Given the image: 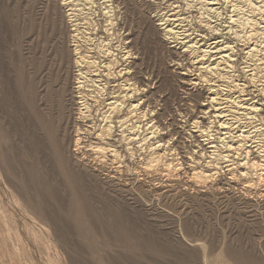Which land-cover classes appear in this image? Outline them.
Here are the masks:
<instances>
[{
	"label": "rangeland",
	"instance_id": "obj_1",
	"mask_svg": "<svg viewBox=\"0 0 264 264\" xmlns=\"http://www.w3.org/2000/svg\"><path fill=\"white\" fill-rule=\"evenodd\" d=\"M214 1L210 10L207 0H0V264H264V172L250 165L251 154L231 153L234 163L215 156L209 176L185 184L174 150L162 159L145 151L144 180L125 185L108 177L114 164L74 145L73 44L109 74L89 103L115 121L128 117V101L141 102L128 122L140 125L139 141L150 120L168 122V145L202 171L205 157L183 114L201 115L205 94L220 84L238 85L258 108L233 123L231 139L264 147V0ZM215 39L233 46L232 60L199 72L197 51ZM113 80L114 112L104 108ZM203 115L202 126L219 137L211 112ZM169 122L181 126L179 137ZM87 123L108 125L101 114ZM137 144L130 151L139 153ZM167 174L175 185L165 190L157 182Z\"/></svg>",
	"mask_w": 264,
	"mask_h": 264
},
{
	"label": "bare ground",
	"instance_id": "obj_2",
	"mask_svg": "<svg viewBox=\"0 0 264 264\" xmlns=\"http://www.w3.org/2000/svg\"><path fill=\"white\" fill-rule=\"evenodd\" d=\"M206 4L208 5V7H210L209 9L211 10L213 9L214 5L217 3H215L214 0H207ZM171 16L174 15H170V14L167 15L168 18L165 17L166 20H168L169 17ZM173 21L179 22L180 20L178 18H175L173 19ZM231 21L237 22L238 19L230 18V22ZM254 33L255 32L251 30L242 37L245 40L249 41V39L254 36ZM184 35L185 37L189 36V34L187 33H185ZM78 46L79 45H74V44L71 45L72 54H73L72 65H73L74 85L71 87L70 95H71L72 103L79 105L78 108L73 110L74 114H76V117L74 118V125L76 127L74 133V142H75L74 145L78 149H81L83 147L90 149L94 154H96V156H94L91 159L98 158L100 159L99 161H103L106 163L110 162L111 164H114L115 169H111L110 171L111 175L108 176L111 180L121 181L124 179L125 185H129L135 181L136 182L143 181L144 172L147 170V166L144 165V160L141 153L145 151L151 152L155 150H157L156 152L157 154L155 158H161V159L162 157H165L167 150H174L176 152L177 158L179 157L177 165L179 166L178 170L180 173H178V178L182 179V181L185 184L186 183L190 184V180L195 177L209 176L213 170L212 162L215 156H221V158L216 157L217 160H221V161L224 160L225 162L228 163H234L233 158H229V157L231 153L236 152L238 150L239 151L241 150L245 154L252 155V157L249 159L250 165L253 166L254 168H257V170L261 172L259 176L261 177L263 176V172H264L263 145L262 144L246 145L247 143L238 144L234 142L230 137V133L233 131V123H236V121L240 118H244V117L250 118L258 110L255 104L250 101L251 98L241 96L242 88H240L238 85H233L232 88L226 87L224 88L226 89L225 91L224 89H222L223 88L222 85L214 84V86L217 89L213 90V87H210L209 91L205 94L204 100L206 101V103L203 104L205 106L200 108L201 115L197 117L194 116L192 117L191 115H187L185 113L183 114L184 123L187 125L188 130L191 133L193 143L198 148V150L201 151V155L205 157L204 159L205 163L202 165V171H196L194 168H192V165L189 163L192 160V157L191 158L186 157L184 155V152L180 148L175 146V144H173L172 146L168 145L167 136L171 137L172 135L170 132L164 131L166 130V126L168 125V122L167 125H165V123H161L160 121L157 120L153 121V119L150 120L148 125L144 128L145 132L143 134L142 139L139 141L141 132L137 128H140V125L135 126V125H131L128 122L135 114V111H137L136 109L138 108V106H140L141 102L140 103L137 102L138 104H136L134 103V101H128L127 104L129 109L126 110L128 117L122 119H114L115 121H112L111 119L112 116L106 115L105 112H100L99 109L95 106V104L89 103V101L91 100L90 98L91 93L96 90L97 86H100L98 82L101 79V76L109 77V74L104 73V71L100 69L101 67L100 68L97 67V63L94 60L95 58L93 59L92 56L88 54L87 55L81 54L82 50ZM262 48L264 51V44L262 45ZM197 52L200 53V59L197 63L198 71L207 72V73H216L221 67L226 68L228 66L229 60H232V56L234 55L233 54L234 48L228 42H222V40L215 39L206 48H203L202 50H199ZM257 52H258V48L256 47V45H246V52H245L246 54L256 55ZM209 57H211V59ZM260 64L261 67L264 68V62H261ZM102 67H104V65H102ZM107 67L110 66L107 65ZM116 75H121V74L117 72ZM116 75H114V77ZM121 81H123L122 78ZM113 82L114 83L111 86L110 92L114 94L110 95L109 98L105 101L104 108L108 111L112 110L114 112V110H116L119 107L120 103L118 102L117 95L115 94V90H114L119 84L116 83L117 81L115 80H113ZM196 83H198V81L192 82L191 80H188L185 81L183 84L184 86H186ZM132 89L134 88H131L129 86L126 88L127 91L128 90L132 91ZM235 90L240 91L239 96L231 97L230 95H228L227 92H231ZM258 92L260 95H264L263 88H259ZM129 95H127L126 92L122 97L128 99L130 97ZM122 107H124V105H122ZM206 111L211 112V117L214 120L219 135V137L217 138L208 134L207 128H204L202 126V123L205 118V115L203 114H205ZM97 114H101L102 119L108 122V125L104 129H101L99 131L93 130L91 126L87 127L88 126L87 121L95 119V115ZM79 116H82L84 119L81 125L78 124ZM169 126L170 127L172 126L171 127L172 131L178 134L179 137L181 132L177 128H181V126L179 125L174 126L172 122H169ZM117 131H122V134H125V132H127L128 135L117 137L116 135ZM161 134L162 136H160L155 141L149 140L150 138L153 137L156 138ZM92 136H95L96 143L92 142ZM246 137H248V135H246L245 138ZM85 138H88L89 141L88 144H85L86 141ZM124 142L126 144L125 148H123ZM218 142L221 143L220 146L221 148H219ZM134 143H138L137 146L140 151L139 153H136L133 150L130 151L132 148H128L129 145H132ZM127 157L128 160H126ZM238 165L242 166L243 163H240ZM225 167H227L226 170L227 172H229L230 171L229 165H226ZM99 169L100 171H102L101 165L99 166ZM131 170H135L137 174L136 176H138L136 177L135 180L129 177L130 176L129 172ZM165 177L166 178H164L162 181H158L157 185L158 186L162 185L163 187H165L166 190V188L167 189L172 188L175 185V183L172 182L175 181L169 179L170 178L169 174L165 175ZM262 182L264 183V177L262 179Z\"/></svg>",
	"mask_w": 264,
	"mask_h": 264
}]
</instances>
